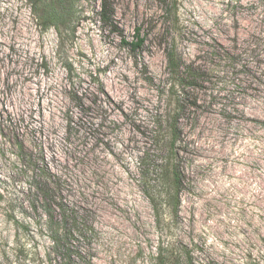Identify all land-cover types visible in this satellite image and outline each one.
<instances>
[{
    "label": "rangeland",
    "instance_id": "1",
    "mask_svg": "<svg viewBox=\"0 0 264 264\" xmlns=\"http://www.w3.org/2000/svg\"><path fill=\"white\" fill-rule=\"evenodd\" d=\"M110 1L119 35L100 0L73 30L0 0V264H158L170 239L196 264H264V0ZM174 51L199 72L184 96ZM178 95L176 208L138 161Z\"/></svg>",
    "mask_w": 264,
    "mask_h": 264
},
{
    "label": "trees",
    "instance_id": "2",
    "mask_svg": "<svg viewBox=\"0 0 264 264\" xmlns=\"http://www.w3.org/2000/svg\"><path fill=\"white\" fill-rule=\"evenodd\" d=\"M33 10L37 15L40 24L46 29L54 26L57 29L65 26V28L73 30L74 21L78 18V2L80 0H29ZM166 2V0H161ZM99 20L104 26L108 27L111 32L118 35L122 34L118 23L114 17L113 3L110 0H100ZM123 43L128 45L133 52H136L144 44V37L141 36L140 28L133 40H127L123 37ZM168 62L172 73L175 74V84L180 89V94H186L188 88L197 86L199 72L194 65L187 64L182 57L174 51L168 53ZM182 95H178L176 104L172 109L170 117L166 120L163 129L158 135H154L155 143H157L150 152L141 155L138 161V175L144 181V192L149 197H156L155 190L158 181L165 178L169 184L170 202L174 203L176 208L179 207L181 201L179 197L180 188L182 186L183 168L179 158L180 147L178 143L181 141L180 121L182 118L183 107L181 105ZM161 154V155H159ZM160 156V157H159ZM164 156V159H162ZM141 180V178H140ZM154 200V197H153ZM193 251L183 242L176 239H170L164 247V254L159 259L158 264H196Z\"/></svg>",
    "mask_w": 264,
    "mask_h": 264
}]
</instances>
